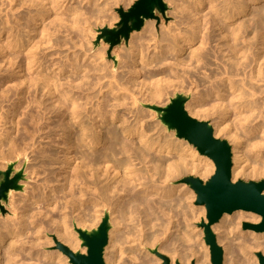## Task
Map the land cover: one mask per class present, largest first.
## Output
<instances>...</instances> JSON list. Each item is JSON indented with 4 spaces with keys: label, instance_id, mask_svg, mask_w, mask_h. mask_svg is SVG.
Returning <instances> with one entry per match:
<instances>
[{
    "label": "bare ground",
    "instance_id": "obj_1",
    "mask_svg": "<svg viewBox=\"0 0 264 264\" xmlns=\"http://www.w3.org/2000/svg\"><path fill=\"white\" fill-rule=\"evenodd\" d=\"M6 1L8 12L6 19L1 21L3 27L0 33L5 46L1 49L5 53L4 58L12 64L15 62L11 51L17 48L25 51L28 67L24 69L18 65L20 80L16 86L23 83L25 86L14 92L11 86L3 88V100L9 101L12 95L19 96L20 107L27 109L21 113L34 124L43 120L49 127L50 114L58 117L47 137L61 131L60 135L64 136L61 150L64 160L63 157L56 158L57 153L52 149H38L44 158L43 166L49 172L44 183L33 185L15 205L12 215L0 225V264H69V256L63 247L82 253L87 250L81 247L80 236L74 237L71 223L75 228L91 230L87 227H96L107 214L111 228L110 243L104 252L106 264H116L126 255L135 262L139 260L137 264H165L163 255L154 260H144L146 255L142 259L138 253L143 251L144 246H155L161 237L168 243H162L159 252L171 253L170 264H180L179 261L191 264L193 257L197 258V264H211L209 247L199 244L191 231L185 232L184 229V233L181 229L183 221L180 222L183 226L176 228L180 226L177 222L182 214L179 207L183 199L175 196L178 186L169 185V182L188 173H211L216 168L214 160L199 153L186 139L175 141L166 136L153 137L145 124L143 111L134 113L130 109L141 98L146 103L159 101L168 84L175 82L185 89L184 84L190 81L188 90H196V94L193 102L186 105L187 110L191 116L200 119L213 117L215 136L230 139L233 145V178L238 181L248 169L247 151L250 147V151L254 150L257 156H264V0H167L174 7L178 20L169 25L164 23L162 30L150 22L145 35L131 41L130 49L124 56L116 55L121 73H118L115 60L111 64L106 61L105 53L99 52L91 58L84 49L86 36L83 33H89L86 25L91 16L99 13L93 8L97 0H88L92 8L86 11L75 4L76 1L81 4L83 0H75L76 6L69 5L72 0ZM111 1L117 4L123 0H107L99 11L106 12ZM63 32L68 33L69 41L60 36ZM69 43L84 50L68 54L63 63L55 62L49 53L41 51L66 45L71 48ZM194 44L198 45L193 47ZM185 53L189 58L182 55ZM171 54L174 56L170 57ZM213 58L220 63L212 71L203 73L205 75L201 76L206 77L201 79L198 76L200 67L206 71L213 64ZM48 61L51 62L46 68H51V71L45 73L44 68H39ZM141 64L149 67L145 73ZM82 71L84 73L80 76L74 75ZM63 72L64 75L72 73L68 74L66 82L61 81ZM34 73L39 76H34ZM147 79L155 80L147 83ZM9 81L5 80L4 84ZM138 82L141 87H137ZM201 85L206 88H203L206 93L199 90ZM32 87L33 96L27 101V93ZM14 106L13 110L7 111L9 117H19L20 107L17 104ZM37 108L39 111L35 113ZM125 110L132 112L133 120L128 118ZM4 119L0 114V124ZM32 132L34 135L35 132ZM249 135L256 137L246 150L244 145ZM12 141L10 146L16 147L18 154L21 144ZM22 145L25 147V144ZM75 145L78 146L76 152ZM173 151L178 154L173 155ZM21 153L19 151V155ZM77 160L80 161L74 165ZM62 162L65 165L59 173L64 180L63 189L68 194L65 205L60 209L55 206L58 200L52 194L58 192L57 186L52 184V177H57L59 173L54 172L52 167ZM262 162L263 165H255L252 168L254 173L250 174L263 175ZM37 170L31 168L33 178L38 176ZM13 194L14 191L10 190L9 195ZM57 208L61 212L59 216L52 214ZM70 209L77 212L74 220ZM235 212L238 213L236 217L225 213L221 222L213 226L214 231L220 232L219 241L224 245L226 259L227 254L233 255L236 250L247 258L249 248L264 246V234L255 231L245 233L235 243L232 233L239 229L241 220H261V215L251 211L240 209ZM54 224L58 240L65 246L59 243V251L46 252L39 257L33 251L35 247L46 246L52 238L48 236V242H42L41 238L35 237L30 225L38 229H48L49 226L51 230L50 226ZM189 225L192 226L191 223ZM173 228L178 233L175 230L177 234H172L174 238L169 242ZM248 234L252 236L250 241L246 238ZM184 246L186 254L181 249ZM225 264H238V259L232 257Z\"/></svg>",
    "mask_w": 264,
    "mask_h": 264
},
{
    "label": "rangeland",
    "instance_id": "obj_2",
    "mask_svg": "<svg viewBox=\"0 0 264 264\" xmlns=\"http://www.w3.org/2000/svg\"><path fill=\"white\" fill-rule=\"evenodd\" d=\"M135 1L136 0H123V1H121L119 3H117V4L114 3L113 1H111L109 9H107L106 12H103V11H99V9H102V7L106 5L107 0H97V3H96L95 6H93V8L95 10H97V12H99V13L97 15H94V16L90 17V22H89L88 25H86V28L88 30L91 29L89 31L86 29L87 32H89V33H87V35H86V32L83 33V34H85L84 36H86L84 49H87V52H88V54L90 55L91 58H94L96 54L101 52V53H105L106 54V61H109V64L113 63L114 60H115V63L117 64L118 61L116 62V59H117L116 55L124 56V54L127 51H129V49H130L131 41H133V40L136 41L139 37L145 35L146 28L150 27V25H149L150 22H154L156 24L157 29L158 30H162V26H163L164 23L166 25H169L170 23L172 24L173 22L178 20L176 15L174 14V7L167 0H164L166 2V4H167L165 12H161V11L157 10L156 11V17L155 18H151V19H146L142 29L141 30H134L131 33V36H130L128 41L123 40L120 44L115 45L113 48H111L110 47V43L106 42L103 38H99V36L102 34L101 29L104 28V27H110V28L115 27L116 23L119 22V20H120V15H119V12L117 11V8L123 7L125 9H128ZM6 2H7L6 0H0V23H1L2 20L6 19V13L8 12V9L5 8ZM70 2L71 3L69 5L74 4L75 0H72ZM76 2L77 3H75V4L78 5V6H81L84 9V11L89 10V9L92 8L91 7L92 4L89 3L88 0H83V2L81 4H80L79 1H76ZM20 11H23V9H20ZM14 13H17V12H14ZM10 15H12V14L10 13ZM146 21H148V22H146ZM1 27H3V24H2V26L0 25V33L2 31ZM23 32H24V35H25L26 34L25 30H23ZM63 33L62 34L60 33V36L62 37V35H63V39L67 40V38L69 37L67 35L68 33L67 32H65L64 34ZM68 41H69V38H68ZM197 45L198 44H194L193 47H195ZM2 46L3 47L5 46V40L0 35V51H1L0 52V94H1L0 95L1 96L0 97V99H1L0 100V105L2 103V105L0 106V114H2L5 117V119L3 120V123L0 124V131H1L0 132V169L5 170V169H7L8 165L13 163V164H15V166H14V170L15 171H18L21 168H24L25 178L20 181L21 184H23V190L16 191L15 189H11V190L14 191V194L13 195H9L10 196L9 200L7 202H4V209L3 210L0 209V225L3 224V222L5 220H7V218L12 215V210L14 209L15 205L19 201H21L23 199V196L28 193V191L31 189V187L33 185H35L37 183H44L45 177L47 176L46 173H47L48 170H46L45 167L43 166L44 165V158L42 157V155L38 151L43 149V147L52 149L54 152L56 151V153H57V155H55L56 158H58V157L62 158L63 157L62 159L64 160V156H63L64 152H61V150L63 149V146H64V143H63L64 142V136L60 135L61 131L58 129L60 131L59 134H52V136L47 137V134L49 133L50 128L55 126V124L57 123L58 117L54 116L53 114H50V118L48 119L49 123H50L49 127L47 126V124L45 122H43V120L40 121L37 124H34L30 120H28L29 118H28L27 115H24V114L21 113V112L26 111L27 109H25V107H24V109H22L23 107H20L21 103H20V100H19V98H20L19 96H16V95L13 96L12 95V97L10 98L9 101L8 100H6V101L3 100V97H2V94H3V90L2 89L3 88H7L8 86H11L12 87L11 90H13L12 92H14L15 90H19L20 87L23 88L25 86V83L20 84L19 86H16V82H19V80H20V75H19V73L17 71L20 69V67H19L20 65H21V68L27 69L28 60L26 59V52L23 51V50H17V49H19V48H17L15 51H11L12 52V57L14 58L13 61L15 62V64L9 63L7 61V59L4 58L5 57L4 56L5 53L2 51V49H3ZM68 46L69 45H66V46H64L62 48L61 47H54V48H51V49L50 48L49 49H45V50L42 49L41 51L49 53V55L51 56L50 58L53 57L52 59H55V62L63 63L64 60L66 59V56L68 54H71L74 51L81 52L80 50H82V48H80L79 46L78 47H73L71 45V48H70V46L69 47ZM214 47L215 46H213V48ZM50 52H52V53H50ZM187 54H189V53H187ZM182 55H184L185 57L189 58L188 57L189 55H186V53L182 54ZM39 56L40 57L42 56L41 53L39 54ZM172 56H174V54L170 55V57H172ZM42 59L43 58L41 57L40 60H42ZM170 59L172 60V58H170ZM215 60H217V59L213 58V62L211 61V63H213V64L210 65L211 67L208 66V68L210 67L211 69L210 68L209 69L206 68L207 70L205 69L206 71H203V69H201V67H200V71H199L200 73L198 74V76L200 78L201 77L205 78L206 76H201V75H205L203 73L207 72L208 70H209L208 72L212 71V69H214L216 67V64H218V62L220 63V61L217 60V62H216ZM50 62L51 61H48V62L44 63L43 66L40 67L39 69H43L44 68V72L45 73L51 71L50 70L51 68H48V69L46 68V66H48L50 64ZM118 66H119V63L117 64L116 68H118ZM141 68L143 70V73H145L149 69V67L147 65H143V64H141ZM34 70L35 69L33 68L31 71L33 72ZM121 70H122L121 68L120 69L118 68V73H121ZM83 73H84L83 71L82 72H78V73L76 72L74 75H79L80 76ZM68 74H72V73H68ZM68 74L64 75V72L62 73V76H61V81L62 82H66L67 81L66 77L68 76ZM26 75H29L28 71H26ZM33 75L34 76H39L37 73H34ZM5 76H9V77H5ZM143 78L144 77H142V79ZM173 78H174V76H173ZM3 79H4V81H2ZM5 80H10V81L7 82L6 84H4ZM154 80L155 79H152V80L147 79V83H150L151 81L154 82ZM186 84L188 86H186ZM186 84H184L185 85V89H182L183 87H181L178 83L175 84V82H173L171 84H168L169 86L168 85L166 86L167 89H165L166 90L165 94L161 97V99L159 101L154 102V103H150V102L146 103V102H144L142 100L143 98H141V100H139L136 103V105H131L132 109H130V110H133L134 113H136L137 110H142L143 113L146 115V123L145 124L149 128V134L153 135V137H157L158 135H160V136L169 137L170 139H174L175 141L180 139V137H178L176 135V131L169 129L168 126L162 121L160 114L156 110L151 109L150 107H148V105L149 104H151V105L155 104V105L164 107V106H167L171 102V99L174 98L177 94H183V95L188 97V100H187V102L185 104V109L187 110V106L186 105L188 103H190V102H193L195 94H196L194 92L196 90H194V92L191 91V90H188V88L190 89V87H191L190 86L191 85L190 81L187 80ZM175 85H177V86H175ZM141 86H142V84L140 82H138V86L137 87H141ZM146 87H147V85L144 86V89ZM203 88L206 89L205 87H203V85H201L199 87V90H201L203 93H206V90H204ZM33 90H34V88L32 87L31 91L27 93V97H26L27 101H29V99H31V97L33 96L32 95ZM40 93H42V90H40ZM2 100L4 101V103H3ZM15 104H17L20 107V109H19V113H20L19 117L18 116L14 117V118L13 117H9L7 111L9 109L13 110L16 107V106H14ZM34 111H36L35 113H37V111H39V108L34 109ZM125 111L127 113L128 118L133 120L134 119V115L132 114V112L128 113L129 110H125ZM187 112H188V110H187ZM195 118H197V117H195ZM13 119H14V121H13ZM197 119L209 122V124L213 127L214 135H215V125L213 124L214 123L213 117H208V118H205V119H200V118H197ZM10 120H12V121H10ZM115 124L117 126L119 125L117 123H115ZM28 128H29V131H28ZM2 130H3V132H2ZM5 130H6L7 133H5ZM30 131H31V133H30ZM32 131L35 132L34 135H32V133H33ZM1 133H2V135H1ZM32 136H33V138H31ZM254 136H252V135L248 136V142L244 145L245 146L244 148H246V150L250 147V143H252L255 140L254 138L256 136L255 137ZM22 137L23 138L26 137V139L24 140ZM252 137H253V139H252ZM13 138H14V140H13ZM27 138L28 139L30 138V139L28 140ZM217 138L227 140L228 143L231 145V147H233L232 143L230 142V139H228L227 137L220 136V137H217ZM181 139H184V138H181ZM20 140H22V141H20ZM10 141L15 142V143H17V141H19L17 144H19V145L21 144L20 148L18 149V154H16L17 153V148L16 147L14 148V147L10 146V144H11ZM23 142H25V143H23ZM22 144H25V147ZM248 145H249V147H248ZM26 147H27V149H26ZM250 148L247 151V155H248L247 157H248L249 160H248V163H247L246 166H247L248 169L246 170V173H243V174H241L239 176L238 180H245V181H251V180L261 181V180H264V174L263 175L262 174H259V175L254 174V175H252L254 173V172H252V168L255 165H256L255 167H259V166L263 165L261 163H263L262 161H264L263 160L264 156H263V158L257 156L256 154H254V150L250 151V150H252V148L251 149ZM25 149L28 150V151L26 152ZM21 150L25 151L26 153H24ZM33 150H35V151H33ZM74 150H75V152L78 150V146L77 145H75ZM19 151L22 152L20 155H19ZM31 151H33V152H31ZM11 153H13V154H11ZM38 154H39V156H37ZM172 154L176 156L178 153H175L173 151ZM14 155H15V157H14ZM168 155H170V154H168ZM34 156H36L37 158L34 157ZM21 157H24V158L21 159ZM27 157H29V158H27ZM34 158H36V159H34ZM19 159H20V162H19ZM25 159H27L26 160L27 163H26ZM40 160H43V162L41 161V163H40ZM21 161H22V164H21ZM79 161L80 160H77L76 162H74V165H76ZM249 161H250V163H249ZM17 165H18V167H17ZM64 165L65 164H63V162L60 163V164H55L52 167V169L54 170V172L59 173L61 171V168ZM233 166H234V162H233ZM29 167H30V169H29ZM31 168L38 169L37 171L39 172V174H38L37 177L33 178L31 176V173H30V172H32ZM215 170H216V168H215ZM215 170L213 172H211V173L204 174V175H196L195 173H188V174H185V175L181 176L180 178L175 179L174 181H170L169 182L170 184L168 183L169 185H172V186H178V190L179 191H178L177 195H175V196L177 198H179L180 200L183 199V200L180 201L181 202L180 204H182V206L179 207V210L181 209L180 212L182 213V214L180 213L181 215H179V218H180L181 221L178 220L177 223H180V222L183 221L182 223H183L184 226L182 225V223H180V226L179 227L176 226V228L180 229L183 226V228H181L183 232H184V229H185V232L188 231V230H189V232L191 231L192 235H195V238H197L196 240L198 241L199 244L202 243V244H204V246L205 245L208 246L209 247V249H208V252H209L208 257H209V261L210 262H211L210 246L205 241V230H204V227L201 226V222L202 221H204V222L207 221V209H206L205 205L197 204V193L191 187V185L185 181V179L188 176H196V177L201 178L204 182H206L207 180H209L211 178V176H213V174L215 173ZM40 172H41V174H40ZM233 173L234 172H233V167H232V180L234 181V178H233L234 174ZM250 173H252V174H250ZM255 173H257V172H255ZM63 183H64V180H63V177L61 176L60 173H59V175L57 174V177H56V175H54L52 177L53 186H57V188H58V192L54 191L52 194H54L55 198L58 200V202H56L55 206H57L60 209L63 208V206L65 205L64 204V201L66 199L65 197L68 194L63 189ZM76 187H77V184H76ZM58 208L52 211L53 215L59 216L61 214V212H58ZM190 208H192L193 214H192V211H191ZM71 211H72V209H70V213H71V216L73 215L72 218L74 220V218H76L77 212H71ZM231 215L236 217L238 215V213H236V212L235 213H231ZM103 218L100 220V223L102 222ZM188 218L190 220H188ZM237 219H235V220L237 221ZM187 220L190 221L189 223H191L194 228L196 227L194 229V232L192 230L193 227L191 225H189V223H187L188 222ZM261 220H262V217H261ZM261 220L259 222H261ZM220 222H221V220L218 223L214 224L213 226L218 225ZM259 222H255V221H252L250 219L241 220L240 221V225L238 224L240 230L236 229L232 233V236L235 237V239H236L235 243H238L241 240L240 238H242V235H245V233H248L249 231H255L256 233L264 234V232L257 231L253 226H251V225L258 224ZM46 224H47V222H46ZM99 224H97V225H99ZM71 225H72L71 229L73 230L74 237L75 238H77V237L79 238L80 234L77 231L78 228H75L73 223H71ZM97 225H96V227L95 226H91V227L88 226L87 228L94 229V228H97ZM30 226H32L33 228L32 227L31 228L33 229V231H35V234H34L35 237L41 238L42 242H46V240L48 239V236H50L52 238V242H50V241L48 242V240H47L48 244L46 246L45 245H38V246L35 247L36 249H34L33 251H34L35 254H39V257H40V254H44L46 252L47 253H52L54 251H59L60 250L59 243L64 245L62 242H59L58 236L55 233L56 224H54L53 226H50L51 230H49V226H48V229H47V227L38 229V228L34 227V225H30ZM191 227H192V229H191ZM234 227H235V225H234ZM176 228H173L174 230L169 235V237H170L168 239L169 242L172 239L173 235L175 234ZM213 231H214V229H213ZM239 231H241V233ZM152 232H153V230H152ZM214 232H215V234L217 236L218 243L224 249L223 243H221L219 241L220 232H218V231H214ZM177 233H178V231H177ZM176 234H175V236H176ZM29 235H31V233ZM196 236H198V237H196ZM247 236H248V237H246L247 240L250 241L252 236L249 235V234ZM109 238H110V233H109ZM160 239L156 242V245L153 246V247L144 246L146 249L144 247H143L144 249L141 247V249H143V251L138 252V253H140L139 254L140 258L143 259L145 257V255H146V258H144V260L145 259L148 260L149 258L150 259L153 258L152 260H154L155 257H161V255H160L161 253L159 252V248L162 245V243L163 244L164 243H168V241H165L164 237L163 238L161 237ZM263 240H264V238H263ZM81 241H82L81 247H83V248L86 247V246L83 245V240L82 239H81ZM108 243H110V242H108ZM181 249L186 254L185 246H184V248H181ZM20 250H21V248H20ZM86 252H87V250H86ZM258 252H261V253L264 254V246L249 248V252H248L247 258L244 255H242L240 250H236V252L233 255L232 254H227L228 257L226 259V255H225L226 252L224 251V264H225V262L227 260H229L232 257H236L238 259V264H243L245 262H247V264H260L259 257H258ZM25 253H27V252H25ZM181 253L184 255V253L182 251H181ZM163 255L167 256L170 259V261H171V259H172L171 253H167V254L163 253ZM122 260H123V262H122ZM177 260L179 261L180 259L177 258ZM138 261L139 260H137V262ZM193 261H195V263L197 264V258L193 257L191 259V261H190L191 264H193ZM68 262H69V264H71L70 257H69V261ZM137 262L133 261L132 259H130V257H128L126 255V256H123L121 258V260L118 261L116 264H124V263L125 264H130V263L131 264H134V263L137 264ZM179 263L183 264L181 261H179ZM211 264H212V262H211Z\"/></svg>",
    "mask_w": 264,
    "mask_h": 264
},
{
    "label": "water",
    "instance_id": "obj_3",
    "mask_svg": "<svg viewBox=\"0 0 264 264\" xmlns=\"http://www.w3.org/2000/svg\"><path fill=\"white\" fill-rule=\"evenodd\" d=\"M167 4L164 0H136L128 9L117 8L120 15L115 27L101 29L103 38L110 47L128 41L134 30H141L146 19L156 17V11L165 12ZM188 97L177 94L167 106L149 104L156 110L169 129L176 135L193 144L201 154L211 157L216 165L213 176L206 182L196 176H188L185 181L197 193V204L205 205L207 221L201 222L205 230V241L210 246L212 264H224V249L218 243L213 225L218 223L225 213L237 210L251 211L261 215L262 220L253 226L257 231L264 232V180L245 181L232 180L233 153L232 147L225 139L215 137L213 127L207 121L191 116L185 109ZM15 164L7 169H0V209L10 198L11 189L23 190L21 180L25 178L24 168L14 170ZM110 217L105 215L97 228L91 230L77 229L87 252H75L69 247L63 250L70 257L71 264H106L104 252L109 242ZM161 256L163 254H160ZM165 256V255H163ZM260 264H264V254L258 252ZM166 263L170 259L165 256ZM193 264H196L193 261Z\"/></svg>",
    "mask_w": 264,
    "mask_h": 264
}]
</instances>
